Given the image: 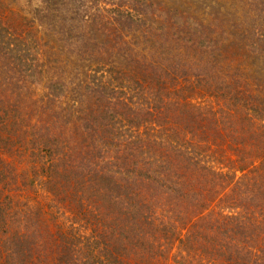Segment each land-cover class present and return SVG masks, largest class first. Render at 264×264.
<instances>
[{
    "label": "trees",
    "instance_id": "obj_1",
    "mask_svg": "<svg viewBox=\"0 0 264 264\" xmlns=\"http://www.w3.org/2000/svg\"><path fill=\"white\" fill-rule=\"evenodd\" d=\"M0 264H264V0H0Z\"/></svg>",
    "mask_w": 264,
    "mask_h": 264
},
{
    "label": "rangeland",
    "instance_id": "obj_2",
    "mask_svg": "<svg viewBox=\"0 0 264 264\" xmlns=\"http://www.w3.org/2000/svg\"><path fill=\"white\" fill-rule=\"evenodd\" d=\"M24 120H26L25 118H23ZM33 123L32 124H35L36 122L32 121ZM25 125V124H24ZM31 130L33 131L34 130V127L31 128Z\"/></svg>",
    "mask_w": 264,
    "mask_h": 264
}]
</instances>
